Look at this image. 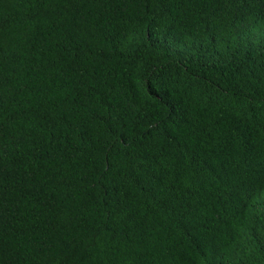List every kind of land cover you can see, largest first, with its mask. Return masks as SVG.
Returning <instances> with one entry per match:
<instances>
[{"label":"trees","instance_id":"16d2710c","mask_svg":"<svg viewBox=\"0 0 264 264\" xmlns=\"http://www.w3.org/2000/svg\"><path fill=\"white\" fill-rule=\"evenodd\" d=\"M0 264H264V0H0Z\"/></svg>","mask_w":264,"mask_h":264}]
</instances>
